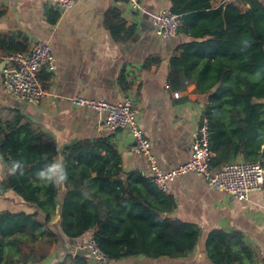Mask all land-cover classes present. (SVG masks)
<instances>
[{
  "label": "crops",
  "instance_id": "0c3cea01",
  "mask_svg": "<svg viewBox=\"0 0 264 264\" xmlns=\"http://www.w3.org/2000/svg\"><path fill=\"white\" fill-rule=\"evenodd\" d=\"M135 1L139 10L133 9L129 0H86L60 11L48 0H0L4 12L0 16V53L30 51L37 43L46 42L55 59L52 73H40L48 95L38 106L5 89L1 74L4 60L0 61V123L5 131L0 141L10 131L9 126L28 124L55 146L53 162H63L65 147L109 138L123 172H136L151 180L147 159L132 150L128 131H105V114L71 104L77 96L108 103L128 97L159 167L168 172L190 159L207 95L191 93L195 86L189 80L183 87L171 89L168 74L170 59L182 53L177 49L195 40L181 28L172 39L155 35L153 17L162 9L171 10L172 0ZM227 153V158L219 161L212 152L213 171L240 159L246 161L242 154L233 159ZM263 155L264 142L256 161L261 165ZM9 166L0 153V264H59L66 255L80 251L82 240L66 236L59 212L49 209L47 218L38 207L41 201L47 203L43 189L49 184L37 178L39 171L23 177L17 173L8 182L12 176ZM12 183L36 190L33 194L19 192L8 186ZM59 187L57 200L62 202L65 187ZM164 195L174 206L163 216L194 224L200 230L191 255L157 261L139 257L108 264H212L205 254V241L216 229L240 234L252 248L255 264H264V183L244 201L211 188L205 177L189 173L170 183V193ZM90 262H94L92 258Z\"/></svg>",
  "mask_w": 264,
  "mask_h": 264
},
{
  "label": "trees",
  "instance_id": "16d2710c",
  "mask_svg": "<svg viewBox=\"0 0 264 264\" xmlns=\"http://www.w3.org/2000/svg\"><path fill=\"white\" fill-rule=\"evenodd\" d=\"M187 1L172 0L171 10L181 15V30L195 41L181 45L177 52L182 53L170 59L169 86L176 90L189 80L195 86L191 93L207 95L203 118L209 122L210 150L219 161L230 152L233 159L242 154L246 161L256 162L264 142V104L257 102L264 99V0H191L182 7ZM243 39L251 41L244 51ZM8 128L0 153L8 164L24 163L18 176L36 174L46 162H53L55 146L30 125ZM4 133L0 123V134ZM62 156L69 176L62 202L57 200L60 187L48 184L43 189L47 203L37 205L47 218V210L59 212L68 238H92L109 262L139 257L176 260L194 251L199 228L163 216L171 211L173 201L147 177L124 173L109 138L73 143ZM8 186L29 194L36 190L15 183ZM205 254L212 264H255L252 248L236 232L212 230ZM59 264L98 263H91L88 252L80 250Z\"/></svg>",
  "mask_w": 264,
  "mask_h": 264
},
{
  "label": "built area",
  "instance_id": "2783aa9c",
  "mask_svg": "<svg viewBox=\"0 0 264 264\" xmlns=\"http://www.w3.org/2000/svg\"><path fill=\"white\" fill-rule=\"evenodd\" d=\"M60 11H65L75 3L86 0H48ZM133 9L139 10L135 0H129ZM156 36L163 40L174 38L181 27V15L170 9H162L153 17ZM5 64L1 69L5 89L21 101L38 106L47 97V90L40 78L42 71L52 73L55 59L51 46L46 42L37 43L30 51H16L3 56ZM175 97L178 93L174 94ZM75 107L103 113L106 118L102 128L105 131L126 130L132 138L131 148L135 153L146 157L153 185L163 194L170 193V183L185 174H195L206 178L208 185L223 191L235 199L247 200L249 195L261 190L264 183V168L259 162L243 161L221 166L217 171L211 169L210 129L207 118L200 122L196 138L191 146V157L174 169L164 172L158 165L151 150V143L146 138L138 121V112L131 98L119 103L73 97ZM81 251H86L98 264H108L109 260L92 238L84 240Z\"/></svg>",
  "mask_w": 264,
  "mask_h": 264
},
{
  "label": "clouds",
  "instance_id": "9594fccd",
  "mask_svg": "<svg viewBox=\"0 0 264 264\" xmlns=\"http://www.w3.org/2000/svg\"><path fill=\"white\" fill-rule=\"evenodd\" d=\"M251 46V41L248 39H243L241 41V50L244 51ZM256 77L261 76V72L257 71L255 73ZM24 170V163L21 160H13L10 162V166L8 171L10 174L15 175L18 172L23 174ZM37 178L42 181L46 182L55 186H60L68 181L69 176L66 170V167L62 161L52 162L49 163L46 167L41 169L37 173Z\"/></svg>",
  "mask_w": 264,
  "mask_h": 264
},
{
  "label": "water",
  "instance_id": "95a60500",
  "mask_svg": "<svg viewBox=\"0 0 264 264\" xmlns=\"http://www.w3.org/2000/svg\"><path fill=\"white\" fill-rule=\"evenodd\" d=\"M4 64H5V61H4ZM4 64H3V65H4ZM214 91H215V88L212 89V92H214ZM257 102H258V103H262V104H264V99L259 100V101H257ZM238 162L241 163V162H243V161L240 159V160H238ZM262 165H263V168H264V155H263Z\"/></svg>",
  "mask_w": 264,
  "mask_h": 264
},
{
  "label": "rangeland",
  "instance_id": "374dc122",
  "mask_svg": "<svg viewBox=\"0 0 264 264\" xmlns=\"http://www.w3.org/2000/svg\"><path fill=\"white\" fill-rule=\"evenodd\" d=\"M82 243H83V241H82ZM81 246H82V244H81ZM81 246H80V249H81Z\"/></svg>",
  "mask_w": 264,
  "mask_h": 264
}]
</instances>
